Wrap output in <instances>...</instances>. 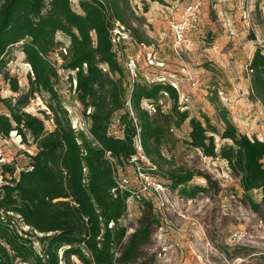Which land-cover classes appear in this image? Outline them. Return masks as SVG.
<instances>
[{
  "label": "trees",
  "instance_id": "16d2710c",
  "mask_svg": "<svg viewBox=\"0 0 264 264\" xmlns=\"http://www.w3.org/2000/svg\"><path fill=\"white\" fill-rule=\"evenodd\" d=\"M77 8H72L71 0H0V74L7 76L3 69L16 46L33 73L27 94L14 104L0 99L7 111L0 114V138L8 139L16 131L24 144L29 138L36 149L33 156L27 155L31 169L18 175L14 164H0V264H59V251L65 264H73L71 256L82 264H113L112 250L122 245L128 232L119 221L127 214L126 201L134 192L117 185L127 180L121 175L126 167H134V172L140 167L145 175L160 177L168 182L166 188L178 190L184 199L197 194L187 191L186 185L202 173L178 165L171 155L179 142L174 130L187 119L190 131L184 142L188 148L211 160H224L239 178L250 208L258 213L252 193L259 191L264 202V140L239 133L225 117L221 132L206 115H201L202 120L189 118V112L178 106L176 89L168 83L127 79L126 67L114 51L113 31L121 26L130 43L150 44L146 19L135 13L131 0H78ZM57 33L69 41L60 51L61 69L74 71L76 100L88 122L87 135L73 132L53 89L56 71L47 59L63 48ZM126 41L120 37L118 42ZM248 71L250 98L261 104L264 115V46L256 47ZM12 90H17L14 80ZM42 92L51 99L47 105L55 129L50 133L39 118L22 110L34 94ZM166 97L172 100L169 112L161 108ZM143 102L151 109L143 107ZM114 121L120 137L110 133ZM136 136L140 154L134 146ZM216 136L230 144L218 147ZM16 216L29 227L27 232L15 227ZM151 225L147 220L130 235L121 262L147 264L137 263V247L149 239Z\"/></svg>",
  "mask_w": 264,
  "mask_h": 264
},
{
  "label": "rangeland",
  "instance_id": "374dc122",
  "mask_svg": "<svg viewBox=\"0 0 264 264\" xmlns=\"http://www.w3.org/2000/svg\"><path fill=\"white\" fill-rule=\"evenodd\" d=\"M77 1L71 0L74 10H78ZM131 6L137 15L145 17L147 26L144 29L150 44L138 45L125 39L126 42L114 48L118 61L124 66L128 57L137 60L141 83L163 81L172 85L178 93L180 110L188 111L189 118L202 120L201 115H206L221 132L225 117L239 133L264 140L263 110L259 102L250 98L248 71L256 47L264 46V0H131ZM173 24L184 27L181 38L173 32ZM56 40L63 48L52 52L47 59L56 71V77L51 80L53 89L73 132L79 130L87 135L88 122L76 100L74 71L61 69L60 51L69 41L61 33L56 34ZM3 71L7 76L0 74V99L14 104L28 93V80L33 78L31 66L18 46L13 49L11 60ZM127 79L131 81L128 76ZM12 80L16 91L12 90ZM50 100L45 92L34 94L22 109L39 118L46 133L55 129L47 105ZM161 102L162 110L169 112L172 100L166 97ZM145 103L142 105L146 108ZM5 104L0 103V114L7 113ZM188 121L174 130L179 142L171 155L178 165L202 173L186 185L187 191H198L197 194L192 199H184L178 190L166 188L168 182L160 177L146 181L140 178L137 170L134 172V167H126L121 175L127 178L126 187L134 192L126 204L127 214L119 221L128 227V232L122 245L112 250L113 264H132L121 262L120 256L130 235L147 220L152 221L150 235L137 247V263L264 264L261 193H252L259 204L256 213L244 198L239 178L231 173L224 160L206 158L185 144L190 131ZM110 133L117 137L122 135L116 121ZM27 140L24 144L16 131H12L8 139L0 138V164H14L16 175L20 170L31 169L27 155L33 156L36 149L31 140ZM215 142L218 147L230 144L218 136ZM61 200L68 201H55ZM14 219L20 232L29 230L19 216ZM36 234L38 237L44 235ZM49 235L51 233L46 234ZM34 245L41 249L38 242ZM58 260L59 264H65L61 251ZM70 261L82 264L75 256H71Z\"/></svg>",
  "mask_w": 264,
  "mask_h": 264
},
{
  "label": "built area",
  "instance_id": "2783aa9c",
  "mask_svg": "<svg viewBox=\"0 0 264 264\" xmlns=\"http://www.w3.org/2000/svg\"><path fill=\"white\" fill-rule=\"evenodd\" d=\"M196 8L197 7H195L194 10ZM116 26H119V25L116 24ZM119 27H120L119 29L116 28L113 31L114 37H113L112 42L114 43L115 47H117V45L119 43L118 41H120V37H122L123 39H127L128 38V36L126 34L120 32V31L123 30V28L121 26H119ZM172 29H173V32L178 36V38H181V35H182L184 27L181 24H173L172 25ZM115 35H117V36H115ZM136 62H137V60H135L133 57H128L126 59V61H125V67H126V70L128 72V75H129L131 81L136 80L137 77H138ZM145 104H146V109H148V110L151 109L150 105H148L147 103H145ZM126 105H127L128 109H129V112H130L131 116H133V114H132V112L130 110V106H129V102L128 101H127ZM87 113H89V111H87ZM134 146H135L137 152L140 154L141 153V147H140V141L138 139V136H136L134 138ZM136 170H137V173L139 174L141 179L146 180V181H148L149 179L153 180L150 176L145 175L144 173H142L141 170H140V167H137ZM126 184H127V180L126 179H121L117 183L118 188L120 190L123 189L124 187H126ZM156 184H157L158 188H161V185L159 183H156ZM114 192H115V189L112 190V193H114ZM131 198H132V195L127 199V201H126L127 204H128L129 199H131ZM136 198H139V195H137ZM111 226H112V224L109 225V227H111Z\"/></svg>",
  "mask_w": 264,
  "mask_h": 264
}]
</instances>
